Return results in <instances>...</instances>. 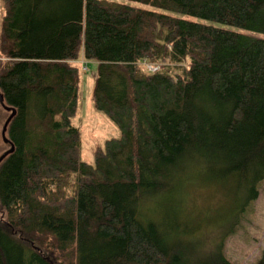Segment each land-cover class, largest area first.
Segmentation results:
<instances>
[{
	"label": "trees",
	"instance_id": "1",
	"mask_svg": "<svg viewBox=\"0 0 264 264\" xmlns=\"http://www.w3.org/2000/svg\"><path fill=\"white\" fill-rule=\"evenodd\" d=\"M1 6L0 95L15 112L4 132L13 149L0 161V264H233L222 241L205 249L187 227L143 211L204 171L234 179L239 206L255 199L264 0ZM79 55L94 67L93 108L118 130L89 163L71 123Z\"/></svg>",
	"mask_w": 264,
	"mask_h": 264
},
{
	"label": "rangeland",
	"instance_id": "2",
	"mask_svg": "<svg viewBox=\"0 0 264 264\" xmlns=\"http://www.w3.org/2000/svg\"><path fill=\"white\" fill-rule=\"evenodd\" d=\"M1 8L0 0V22ZM0 59L3 60L1 56ZM71 64L80 72L77 105L71 123L79 129L80 159L89 163L94 149L102 147L105 139L117 137L118 130L106 116L93 108L92 62L86 64L79 55ZM138 66L142 67L141 64ZM7 112L0 106V130ZM6 149L7 144L0 139V153ZM233 180L231 177L219 179L205 171L193 174L181 184V188L158 202H149L148 211L143 212L148 218H157L158 222L174 220L187 227V238L197 240L205 249L222 241L223 255L233 264H252L264 251V180L258 183L255 199L243 207L239 206L243 192L238 194L239 189Z\"/></svg>",
	"mask_w": 264,
	"mask_h": 264
},
{
	"label": "water",
	"instance_id": "3",
	"mask_svg": "<svg viewBox=\"0 0 264 264\" xmlns=\"http://www.w3.org/2000/svg\"><path fill=\"white\" fill-rule=\"evenodd\" d=\"M0 105L6 110V111H9V114L7 115V117L5 118L3 124H2V127H1V130H0V135H1V140L2 142L4 143H7L9 146L6 150H4L1 154H0V161L8 154L12 151L13 149V146L11 143H9L8 139L5 138L4 136V132H5V129H6V125L8 123V121L10 120V118L13 116L15 110L14 108H11V107H7V106H4L3 103H2V96L0 95Z\"/></svg>",
	"mask_w": 264,
	"mask_h": 264
},
{
	"label": "built area",
	"instance_id": "4",
	"mask_svg": "<svg viewBox=\"0 0 264 264\" xmlns=\"http://www.w3.org/2000/svg\"><path fill=\"white\" fill-rule=\"evenodd\" d=\"M140 64L142 65L143 70L148 73H151L157 69V65L154 63L141 61Z\"/></svg>",
	"mask_w": 264,
	"mask_h": 264
}]
</instances>
